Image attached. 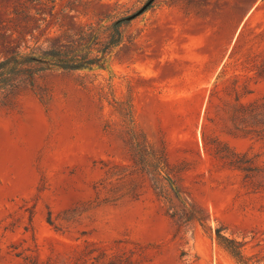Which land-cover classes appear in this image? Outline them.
<instances>
[{
  "label": "rangeland",
  "instance_id": "1",
  "mask_svg": "<svg viewBox=\"0 0 264 264\" xmlns=\"http://www.w3.org/2000/svg\"><path fill=\"white\" fill-rule=\"evenodd\" d=\"M147 1L0 5L54 6L40 41L107 15L104 41ZM119 33L101 69L43 71L0 98V264L133 247L144 264H237L217 228L264 264V0H154Z\"/></svg>",
  "mask_w": 264,
  "mask_h": 264
},
{
  "label": "trees",
  "instance_id": "2",
  "mask_svg": "<svg viewBox=\"0 0 264 264\" xmlns=\"http://www.w3.org/2000/svg\"><path fill=\"white\" fill-rule=\"evenodd\" d=\"M37 5H0V46L4 48L0 56V98L13 89L22 78L30 83L40 72L51 69L63 71L91 70L102 68L107 56L119 44V27L125 23L122 19L113 22L108 28L102 41V23L107 20V15L99 19V27L93 24L81 26L71 35L58 36L53 39L41 37L46 34L48 26L41 29L46 23V17L53 15L54 6L36 9ZM36 33H39L37 36ZM220 77V74L216 79ZM261 129L259 134H264V115L257 121ZM229 165L250 177L254 169L247 161H230ZM146 167L156 170L159 163L148 161ZM169 181V179L166 178ZM176 197L180 199L175 188H172ZM186 209L191 206L185 203ZM190 220L202 224L204 219L196 217L193 213ZM223 229L214 231L215 240L237 264H251L250 259L244 255L245 244L223 234ZM82 251L74 259L73 264H144V252L138 248L123 249L107 252V250Z\"/></svg>",
  "mask_w": 264,
  "mask_h": 264
},
{
  "label": "water",
  "instance_id": "3",
  "mask_svg": "<svg viewBox=\"0 0 264 264\" xmlns=\"http://www.w3.org/2000/svg\"><path fill=\"white\" fill-rule=\"evenodd\" d=\"M154 2V0H148L136 13L123 18L122 21L124 22H128L131 21L133 19H135L136 17L140 16L142 13H144L149 7L150 5Z\"/></svg>",
  "mask_w": 264,
  "mask_h": 264
}]
</instances>
